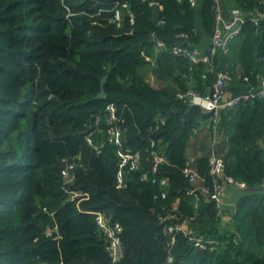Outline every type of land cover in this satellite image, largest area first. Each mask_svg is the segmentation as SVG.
Returning a JSON list of instances; mask_svg holds the SVG:
<instances>
[{"label":"trees","instance_id":"obj_1","mask_svg":"<svg viewBox=\"0 0 264 264\" xmlns=\"http://www.w3.org/2000/svg\"><path fill=\"white\" fill-rule=\"evenodd\" d=\"M216 6L245 18L237 45L208 61L173 53L175 45L207 50ZM249 12L263 13L264 0H0V264H112L92 211L121 225L117 264H264V192L228 181L264 183V100L218 115L232 126L216 148L219 182L236 188L234 213L226 206L223 218L210 198L208 155L193 162L196 183L183 172L191 139L206 121L212 131L213 113L179 95H205L219 73L232 96L259 89L264 21L255 25ZM104 76L106 96L95 98ZM109 104L118 143L108 141ZM153 151L167 161L154 167ZM120 153L136 154L138 165L121 164ZM69 163L73 179L64 184ZM170 213L216 247L166 234Z\"/></svg>","mask_w":264,"mask_h":264},{"label":"built area","instance_id":"obj_2","mask_svg":"<svg viewBox=\"0 0 264 264\" xmlns=\"http://www.w3.org/2000/svg\"><path fill=\"white\" fill-rule=\"evenodd\" d=\"M191 5H194L195 0H189ZM233 19L230 22H226L223 25L221 24V15L219 7L216 6V25L213 31V35L211 38V44L207 48L205 52H201L198 49H187L178 45L173 46L170 50L173 53L183 54L188 56L193 62L198 61H208L209 55L215 53L216 49L222 48L224 51L228 49L227 42L233 38L237 33L238 29H234V26L238 20L240 23L244 21V17L242 13L238 9H233ZM120 12L118 10L115 11L114 20H120ZM250 20L258 25L260 21H264V12L252 15ZM156 46L161 48L165 47L164 43L157 40ZM228 75L225 73H219L217 75L216 80L213 82L211 90L205 95H201L192 90H187L184 93L179 95V98H183L187 100L190 104L200 106L203 111L213 113V135L216 137V126L217 119L220 112V109L223 107H233L239 104L242 101L249 100L250 98L257 97L259 99L264 100V72L260 76V86L259 89L255 92H249L240 94L237 96H232L225 88V81L227 80ZM106 110L109 114V129H108V141L118 143L119 139L122 135V130L117 128V124L115 121L117 120L115 107L113 104H109L106 107ZM90 141L89 138H87ZM153 144V143H152ZM153 155V166L156 167L160 162H166L167 156L164 154H159L155 151L152 152ZM121 156V164L125 163L127 160H130L132 166L138 165V156L136 154L130 153H120ZM74 163L67 164L61 171L63 176L64 184L70 183L73 179L72 169L74 167ZM209 165V173L213 177V187L212 192L210 194V198L214 201L216 205V209L219 215L225 217V208L228 206L231 212H235L237 207L234 202H226V190L223 184L219 182V178L223 176L224 171V160L221 154L218 153L217 148L214 147L212 149V153L208 159ZM184 175L187 177L188 181L191 183H196L200 178L196 169L193 166V163L189 160V164L183 169ZM121 177L119 176V182ZM142 179H147V175L144 173L142 175ZM152 182H156L155 178H152ZM228 181L233 183L238 188H245L246 185L244 182H237L232 180V178L228 177ZM161 184L165 181H160ZM204 189V187H201ZM166 192L162 190L160 192L161 197H165ZM81 194L72 192L70 193L71 198H75L80 196ZM94 215V221L97 227L104 233L107 238V251L111 257L112 264H117L120 255H121V241H120V232L121 225L117 221H113L109 215L101 211H92ZM167 218L174 219L173 223L167 224L164 227V232L166 234H173L174 232L181 231L183 232L188 241L198 249H212L216 247L217 241L212 238H207L202 235V233L193 231L188 227V222L190 219L180 220L175 213H170L167 215ZM192 219V218H191ZM170 243H173V237L170 239ZM172 256L169 255L167 258V262H172Z\"/></svg>","mask_w":264,"mask_h":264},{"label":"crops","instance_id":"obj_3","mask_svg":"<svg viewBox=\"0 0 264 264\" xmlns=\"http://www.w3.org/2000/svg\"><path fill=\"white\" fill-rule=\"evenodd\" d=\"M219 10H220V15H221V22H222L221 24L222 25L226 22L232 21V19H233V13H232L233 9L232 8L222 7ZM257 14H260V13L249 12L248 17H251L252 15H257ZM240 25H241V23H240ZM237 34L227 42L228 48L230 45L232 47L237 45L236 44L237 41L235 40ZM148 78L150 80H154V83H156V86H159V84L157 83V81H155V78L152 75H149ZM223 108H225V107H223ZM218 123L220 124V122H217V124ZM224 127L225 126H221V124L216 126V137L214 138L213 130L212 131L209 130V121L202 123L201 127L196 132V135L191 139V142H190L188 149H187V156H188V159L191 161V163H193L194 160L201 155L210 156L212 153V149L214 147H216V143H219L222 140H224L226 142L229 141L230 136H231V135H229V133H231V131H232V126L229 125L228 129H227V127L225 129ZM235 194H236V188L234 186L227 185L226 186V202H230V201L233 202ZM224 216H225V218H227L226 213Z\"/></svg>","mask_w":264,"mask_h":264},{"label":"water","instance_id":"obj_4","mask_svg":"<svg viewBox=\"0 0 264 264\" xmlns=\"http://www.w3.org/2000/svg\"><path fill=\"white\" fill-rule=\"evenodd\" d=\"M240 26V20H238L234 26V29H237ZM107 80V76H104L100 79V90L99 92L95 95V98H104L106 96V92L104 89L105 82ZM245 191H263L264 192V183L261 186L257 187H245Z\"/></svg>","mask_w":264,"mask_h":264},{"label":"rangeland","instance_id":"obj_5","mask_svg":"<svg viewBox=\"0 0 264 264\" xmlns=\"http://www.w3.org/2000/svg\"><path fill=\"white\" fill-rule=\"evenodd\" d=\"M148 81H149L152 85H155V86H156V83H154V80H150V79L148 78Z\"/></svg>","mask_w":264,"mask_h":264}]
</instances>
